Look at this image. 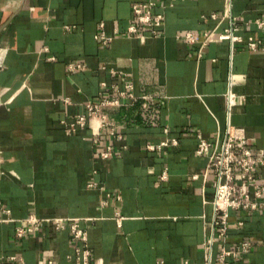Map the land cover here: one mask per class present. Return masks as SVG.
I'll return each instance as SVG.
<instances>
[{"label": "crops", "instance_id": "0c3cea01", "mask_svg": "<svg viewBox=\"0 0 264 264\" xmlns=\"http://www.w3.org/2000/svg\"><path fill=\"white\" fill-rule=\"evenodd\" d=\"M148 1L165 17L155 34L133 11ZM259 18L264 0H0V264H76L74 221L90 264H217L219 241L206 258L214 172L197 134L233 126L264 148ZM226 30L238 38L220 39ZM104 99L103 117L69 130ZM30 215L42 219L33 231ZM243 240L231 264H264L263 203L232 211L226 244Z\"/></svg>", "mask_w": 264, "mask_h": 264}, {"label": "built area", "instance_id": "2783aa9c", "mask_svg": "<svg viewBox=\"0 0 264 264\" xmlns=\"http://www.w3.org/2000/svg\"><path fill=\"white\" fill-rule=\"evenodd\" d=\"M155 1L135 3L133 11L136 21L151 31L152 34L157 32V27L164 23L163 13H154ZM216 17V15H213ZM255 23L259 27L264 26V18L256 19ZM103 27V24H102ZM129 33L137 37H144L136 24H131L128 29ZM215 31L205 34V38L201 41L199 55H202L205 44L212 39ZM101 37L108 40L104 32L100 33ZM220 39L235 40L238 37L234 35L232 30H226L218 34ZM188 42L194 43L197 38L193 31L185 34ZM259 42L252 41L249 43L251 49H257ZM72 67H80L81 63H73ZM229 105L236 103V94L230 91L228 93ZM114 101L104 99L98 103L88 102L86 104L88 113L79 115L75 122L69 124V130H74L78 126H84L87 116H98L101 114L102 105L113 104ZM109 123V122H108ZM110 124V123H109ZM198 144L196 152L208 158L207 167L204 175L207 176L209 170L214 172L215 194L213 199L214 219L213 226L217 227V233L212 235L209 244L206 245V258L210 262L212 260V245L217 241L220 243V250L216 256L217 264H231L233 259L239 257L240 254L250 250L252 246L251 240H243L236 244L235 247H228L227 234L230 224V215L236 210H255L260 204H264V148L253 149L248 144V138L241 128L228 126L224 134H218L215 139L204 137L201 133L197 134ZM97 141V139L95 138ZM173 143L177 141L172 139ZM168 140L162 141L160 145H166ZM149 149H155V145H148ZM101 155L108 158L111 155L110 148L103 150ZM262 167L263 173L258 176V169ZM251 187L253 190H251ZM9 212L0 206V213ZM26 220L33 224L30 231H33L41 223L42 219L37 215H30ZM72 220V219H71ZM56 222L59 226L62 219L57 218ZM27 230L19 228L17 236H22ZM72 239L77 242V262L76 264H90V250L82 243L87 239V232L74 221L71 224ZM16 259V257H12ZM185 264H188L186 261Z\"/></svg>", "mask_w": 264, "mask_h": 264}]
</instances>
